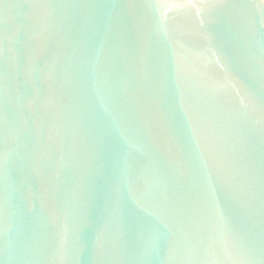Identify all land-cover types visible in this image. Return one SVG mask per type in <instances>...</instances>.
Segmentation results:
<instances>
[{
  "label": "water",
  "instance_id": "1",
  "mask_svg": "<svg viewBox=\"0 0 264 264\" xmlns=\"http://www.w3.org/2000/svg\"><path fill=\"white\" fill-rule=\"evenodd\" d=\"M0 264H264V0H0Z\"/></svg>",
  "mask_w": 264,
  "mask_h": 264
}]
</instances>
